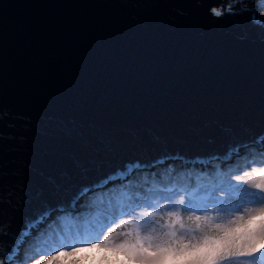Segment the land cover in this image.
<instances>
[{
	"label": "water",
	"instance_id": "1",
	"mask_svg": "<svg viewBox=\"0 0 264 264\" xmlns=\"http://www.w3.org/2000/svg\"><path fill=\"white\" fill-rule=\"evenodd\" d=\"M249 1L0 0V264L31 262L13 248L46 209L160 160L263 145Z\"/></svg>",
	"mask_w": 264,
	"mask_h": 264
},
{
	"label": "snow or ice",
	"instance_id": "2",
	"mask_svg": "<svg viewBox=\"0 0 264 264\" xmlns=\"http://www.w3.org/2000/svg\"><path fill=\"white\" fill-rule=\"evenodd\" d=\"M264 6V0H262ZM216 16L223 15L220 9L213 8ZM238 150L233 148L227 155L228 159ZM261 163H264V152L261 153ZM247 182L251 187L245 186ZM255 189V191H253ZM171 203L167 210V219L162 230L152 227L144 234V227L156 223L155 211H143L134 221L136 209L140 202L136 197L124 199L122 203L114 202L106 215L89 219L86 228L61 229L50 236L39 240L31 255L33 264H41L47 259V264L60 256L73 255L83 248H103L112 253L105 255L102 260L108 264H264V167H253L242 175L233 176L222 173L215 178L212 186L199 189L188 196L184 195ZM171 199V197H167ZM146 208H159L158 204L145 201ZM76 207V201L72 203ZM183 213H190L185 216ZM56 209H46L40 214V221H45ZM60 211H64L60 209ZM214 211L217 215H209ZM205 213L197 215L196 213ZM233 217L226 222H216L220 214ZM120 216L129 219L116 220ZM110 217V219H109ZM153 218V219H149ZM117 228L127 227L122 239H114L112 233ZM39 225L33 222L28 229L21 233L15 241L13 253L19 251L32 232ZM9 264H14L12 256L8 257Z\"/></svg>",
	"mask_w": 264,
	"mask_h": 264
},
{
	"label": "rangeland",
	"instance_id": "3",
	"mask_svg": "<svg viewBox=\"0 0 264 264\" xmlns=\"http://www.w3.org/2000/svg\"><path fill=\"white\" fill-rule=\"evenodd\" d=\"M256 11L258 13H261L264 16V6H262V0H257V5L254 8V16H255ZM252 151L254 152V148L249 149V153H252ZM169 160H173V159H169ZM253 167H264V163H261L260 161L250 160L246 164L236 168V170H228L227 173H230L234 179L235 175H237V174L242 175L244 171H251V169ZM187 170L188 169L184 168L183 172L185 173ZM222 172H221V169H219L217 176L221 175ZM129 176H131V174ZM129 176H127L126 178H128ZM217 176L210 177L208 180H206L202 183L193 185V186L188 184L185 186V188L187 190L174 189L172 191H169L168 189H173L174 185H181L180 182L176 183L175 180H174V182L173 181L168 182V180H165L164 182H161L158 185L150 186V187L145 186L144 183H140V182H137V184L135 186L131 185L129 187L125 186V184H123L124 182H121L120 185H117L121 188H117V189H114V188H116L115 185L107 186L110 188L106 189V190L99 191V192H103V193H107V194H104V195H103V193L98 194L99 192L94 191V193H91L90 195H86V194L81 195L77 199L76 207L73 209V211L72 210H68V211H60V210L58 211L57 210V211L52 212L51 215L49 216V218L47 219V221L46 220L44 221L45 222L44 226H43L44 222H42L41 225L37 229L33 230L32 234L36 232L35 234H37L38 238H39V236L45 235V233L48 230L52 229L53 224L55 225L56 231L59 232L62 228L58 222L57 217H58V215H61L64 213H71V214L77 215L76 217H74L75 228L81 227L79 224V220L82 217H86V216L88 217V216L94 214V215H96V218H97V217H100L102 215H106L107 213H105V209H108L110 212L113 203L118 202L114 198V193L117 192L118 189H120V190L123 189L125 192V196L122 197V200H120L121 202H119V203H122L124 199H127L129 197H133V196L136 197L137 200L140 202V207L136 209V216L131 217L134 221L137 219V217L140 216V213H142L143 211H155V212H157V216L154 218L156 223L154 225L145 226L144 227V234H147L148 232H150L152 230V227H156L157 230H162V225L164 224V222L167 219V210H176V209L170 208L171 203H174L180 199L179 195H173V192H179L180 194L184 195L185 202H186L189 195L194 194L199 189L212 186L214 181H215V178ZM134 177L135 176H133V178ZM180 181H181V179H180ZM181 183H182V181H181ZM237 183H244L245 186L251 187V185H248L246 181L245 182H237ZM253 191H255V189H253ZM167 197H171V199H167ZM145 201L151 202L153 204H158L161 207L155 208V209L146 208L145 203H144ZM87 206L89 207L87 209L88 213L83 214L82 212H83L84 208ZM181 212H182V209H181ZM182 214L186 218L187 215H189L190 213H183L182 212ZM196 214L197 215H204L205 213H199L198 212ZM207 214L217 215L214 211H210ZM234 215H236V214L235 213H232L230 215L220 214V216L218 217L216 222H226L227 219L233 217ZM79 217H81V218H79ZM109 219H110V217H109ZM120 219H129V217L120 216L116 220L117 224L119 223ZM149 219H153V218H149ZM38 225H39V223H38ZM112 227L115 229V231L111 234L112 237L114 239H122L123 238L122 235H119V234L126 231L127 227H130V226H125L124 228H117L116 225L113 224ZM52 233H53V231L50 230L49 236ZM37 235H34L31 238H29L28 240H26V242L23 246H19V251H18V253H16V256L25 257L26 251L34 249L36 247V244H37ZM105 255L111 257L112 253L107 252L103 248H83L82 250L77 251L73 255H65V256L58 257L56 260L53 261V264H108V261L101 259ZM29 260H31V259H29ZM14 264H20V263L15 262ZM24 264H33V261L31 260V262L24 263ZM41 264H47V259L45 261H41Z\"/></svg>",
	"mask_w": 264,
	"mask_h": 264
},
{
	"label": "bare ground",
	"instance_id": "4",
	"mask_svg": "<svg viewBox=\"0 0 264 264\" xmlns=\"http://www.w3.org/2000/svg\"><path fill=\"white\" fill-rule=\"evenodd\" d=\"M244 4L254 9L257 5V0H252ZM255 17L258 20L264 22V16L261 13L256 11ZM258 141L263 145L256 147L255 143H247L246 145L239 148V150L237 149L238 152L233 154L231 159L226 158L223 160L204 161L200 163H184L178 159L160 160L158 162H154L149 168L145 170L137 169L128 178L117 182H110L106 185H103V187L95 189L94 191L99 192L101 190H106L110 188L107 186H117L120 185L121 182H124L123 184L128 187L131 185L135 186L137 182L144 183L145 186L150 187L158 185L165 180H168V182H174L175 180L176 183L180 182L181 184L174 185L173 189H168L169 191L174 189L187 190L185 186L188 184L193 186L208 180L210 177L217 176L219 169H221V172L223 171L222 173H225L228 170H236V168L246 164L250 160L260 161L261 153L264 152V138L259 139ZM251 148H254V152L252 151V153H249V149ZM184 168L188 169L185 173L183 172ZM133 176L135 177L133 178ZM179 178L181 179L182 183ZM94 191L89 192L87 195L94 193ZM44 224L45 222L43 223V226ZM35 233H33L32 236L37 235Z\"/></svg>",
	"mask_w": 264,
	"mask_h": 264
},
{
	"label": "trees",
	"instance_id": "5",
	"mask_svg": "<svg viewBox=\"0 0 264 264\" xmlns=\"http://www.w3.org/2000/svg\"><path fill=\"white\" fill-rule=\"evenodd\" d=\"M117 188H121V187H119V186H116V188H114V189H117ZM113 190V189H112ZM103 192H99L98 194H102ZM109 193V192H108ZM97 194V195H98ZM104 194H107V193H103V195ZM125 196V192H124V190L123 189H118V191L117 192H115L114 193V198L116 199V201H118V202H121L120 200H122V197H124ZM89 207L87 206V207H85L84 208V210H83V214H87L88 212V209ZM91 211V210H90ZM77 215H75V214H71V213H64V214H61V215H58V217H57V219H58V222H59V224L61 225V228L63 229V230H65V231H67V229L68 228H73V229H75V222H74V217H76ZM79 218H81V217H79ZM89 219H91V220H93V222L95 221L94 219H96V215H94V214H92V215H90V216H86V217H82L80 220H79V224H80V228H81V230H83L84 228H86L87 227V225H88V222H89ZM50 230H52L53 232H57L58 233V231H56V228H55V225L53 224L52 225V229H50ZM50 230H48L46 233H45V235H43V236H39V238H38V235H37V243L39 242V240H42V239H44L46 236H49V233H50ZM32 252H33V249H31V250H28V251H26V253H25V257H26V254L27 255H31L32 254Z\"/></svg>",
	"mask_w": 264,
	"mask_h": 264
}]
</instances>
